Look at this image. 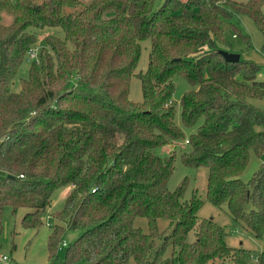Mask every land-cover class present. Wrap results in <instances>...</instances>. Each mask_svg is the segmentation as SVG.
<instances>
[{
    "label": "trees",
    "instance_id": "trees-1",
    "mask_svg": "<svg viewBox=\"0 0 264 264\" xmlns=\"http://www.w3.org/2000/svg\"><path fill=\"white\" fill-rule=\"evenodd\" d=\"M155 1L0 0V233L5 205L29 208L23 222L38 228L54 190L69 186L54 216L81 233L61 248L64 226L51 225L50 257L63 250L62 264H264V248L254 258L227 243L225 225L199 216L204 200L184 199L186 181L169 189L175 154L155 152L188 142L182 160L208 169L206 197L261 236L264 164L249 182L241 174L252 149L264 155V130L255 129L264 110L250 101L264 97V80L253 61L226 60L216 39L235 12L264 33V0ZM45 27L63 35L43 32L39 58L14 90ZM147 39L135 101L131 78ZM179 74L194 86L180 101L184 124L198 125L189 138L175 120Z\"/></svg>",
    "mask_w": 264,
    "mask_h": 264
},
{
    "label": "rangeland",
    "instance_id": "rangeland-1",
    "mask_svg": "<svg viewBox=\"0 0 264 264\" xmlns=\"http://www.w3.org/2000/svg\"><path fill=\"white\" fill-rule=\"evenodd\" d=\"M84 3L90 0H81ZM220 3L227 2L226 0H218ZM244 2L247 0H234ZM156 5H160L162 0H156ZM232 2V0L228 1ZM229 6V5H228ZM66 9L73 10L74 8L66 7ZM264 13V5L262 6ZM2 21L6 24L12 22V16L3 12ZM58 28L45 27L39 32V40L34 47L39 51L42 49L44 36L43 32L55 31ZM59 34L63 32L58 30ZM237 34L234 36V34ZM43 34V36H42ZM223 38L216 39L218 49L227 50L230 52L239 53L242 59L253 61L259 66L258 78L264 80V33L258 27L256 21L246 13H233L224 27ZM141 55L138 64L134 70L130 84V98L135 101L143 99L141 80L137 73L141 70L145 71L149 63V53L151 49L150 40L141 42ZM33 59L28 57L23 61L19 72L13 80L12 87L14 90L21 89V80L28 77L30 64ZM175 91L173 99L176 101L175 120L177 124L183 129L186 138L197 130L198 125L187 126L184 124L181 115V98L183 94L192 89L194 86L182 74L174 77ZM250 101L261 107L264 110V97L252 98ZM256 130H264V124H256ZM190 150V144L186 141H180L178 144L164 145L155 149V152L161 156L175 154V168L169 179L168 187L175 190L183 181H186V191L184 199H190L195 192L200 196L204 203L198 211L201 217H213L218 223L225 225L228 235L226 241L229 245L238 246L244 245L252 250L254 258L264 248V230L261 236L257 237L252 232L248 231L241 223H236L227 207L220 208L216 206L210 199L206 197V187L208 182V169L204 166H189L182 160V153ZM262 151L257 153L254 149L251 150L250 160L246 169L241 174V179L249 182L254 174L262 166ZM70 191L69 186L58 187L54 190L52 195V202L46 208L43 214V224L38 228L27 227L23 222L24 215L30 211L27 207H19L14 210L9 204L4 206L2 218V231L0 233V254H6L12 257L15 264H62L63 250H59L58 255L50 257V250L48 248L49 235L55 224H61L64 229L61 231L62 241L68 244L79 236L81 230L69 228L65 221L60 220L59 217L54 216V213L61 210L64 206L67 194ZM49 222L51 224H49ZM168 224L167 219H160L159 226L164 229ZM135 225L140 226L144 231H149L148 219L146 217H137ZM127 264H139L131 257Z\"/></svg>",
    "mask_w": 264,
    "mask_h": 264
},
{
    "label": "built area",
    "instance_id": "built-area-1",
    "mask_svg": "<svg viewBox=\"0 0 264 264\" xmlns=\"http://www.w3.org/2000/svg\"><path fill=\"white\" fill-rule=\"evenodd\" d=\"M236 35L237 34H234V36H236ZM28 56H29L30 59L31 58H36L38 56V49L36 47L31 48L29 50V55ZM261 161L264 164V155H263ZM49 224H51V223L49 222ZM67 245H68V243L64 240V241H62L60 247L62 248V247H65ZM0 264H15V262H14L12 257L7 256L6 254H0Z\"/></svg>",
    "mask_w": 264,
    "mask_h": 264
},
{
    "label": "water",
    "instance_id": "water-1",
    "mask_svg": "<svg viewBox=\"0 0 264 264\" xmlns=\"http://www.w3.org/2000/svg\"><path fill=\"white\" fill-rule=\"evenodd\" d=\"M219 52L225 57L226 60L229 61H237L241 58L239 53L230 52L222 49H219Z\"/></svg>",
    "mask_w": 264,
    "mask_h": 264
}]
</instances>
